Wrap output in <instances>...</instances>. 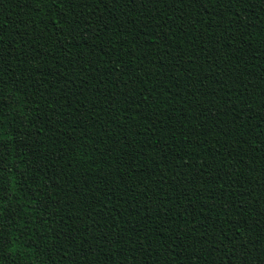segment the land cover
<instances>
[{
	"label": "trees",
	"instance_id": "1",
	"mask_svg": "<svg viewBox=\"0 0 264 264\" xmlns=\"http://www.w3.org/2000/svg\"><path fill=\"white\" fill-rule=\"evenodd\" d=\"M0 264H264V0H0Z\"/></svg>",
	"mask_w": 264,
	"mask_h": 264
}]
</instances>
